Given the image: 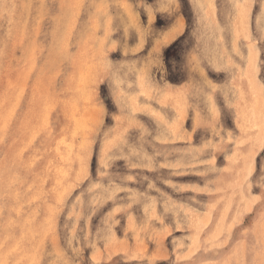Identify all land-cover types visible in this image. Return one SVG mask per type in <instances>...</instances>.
Returning <instances> with one entry per match:
<instances>
[{"label": "rangeland", "instance_id": "rangeland-1", "mask_svg": "<svg viewBox=\"0 0 264 264\" xmlns=\"http://www.w3.org/2000/svg\"><path fill=\"white\" fill-rule=\"evenodd\" d=\"M262 16L264 0H0V169L10 162L15 193L2 198L1 264L221 255L218 237L251 222L250 195L264 204ZM49 163L73 164L64 195L50 193ZM226 250L264 264V247Z\"/></svg>", "mask_w": 264, "mask_h": 264}, {"label": "crops", "instance_id": "crops-1", "mask_svg": "<svg viewBox=\"0 0 264 264\" xmlns=\"http://www.w3.org/2000/svg\"><path fill=\"white\" fill-rule=\"evenodd\" d=\"M171 88H173L171 86ZM172 93H178L174 90H179V88H173L171 89ZM184 127V126H183ZM184 130L187 133H190L191 131ZM188 145V143L186 144ZM253 201V204L251 206V209L243 213L242 220L251 217V222L247 225H244L242 222L235 225L232 232L234 234H230L228 239L226 241H223L224 243L221 244V237L219 236L218 240V247L219 248H225L223 253L221 255H218L217 257H209L204 255H197L191 256L190 259L187 261V264H212V263H220V262H227L228 264H232V261L227 260V250L229 248H254V247H264V240L258 239V224H257V218L261 215H264V204H262L260 201L262 200V195H250ZM224 215V211L216 209V208H210L209 211L204 215V217L208 218L210 217H217L218 215ZM214 222L208 223L206 227L202 230L203 234L200 235L199 243L202 244V246H206L208 244V239L217 231L218 226H220L217 222V218H214ZM262 241V242H261ZM203 257V258H202ZM205 260V261H204ZM239 262V261H234ZM235 263V264H236Z\"/></svg>", "mask_w": 264, "mask_h": 264}, {"label": "bare ground", "instance_id": "bare-ground-1", "mask_svg": "<svg viewBox=\"0 0 264 264\" xmlns=\"http://www.w3.org/2000/svg\"><path fill=\"white\" fill-rule=\"evenodd\" d=\"M230 1V0H229ZM232 1V0H231ZM247 2H249V1H247ZM244 4V3H243ZM231 5V4H230ZM241 5H242V3H241ZM245 6V5H244ZM249 6V5H248ZM243 7V6H242ZM245 8L246 7H243V9L245 10ZM240 12H243V10L241 11V9H240ZM242 14V13H241ZM240 14V15H241ZM246 14V13H245ZM245 14H244V16H245ZM263 14V13H262ZM239 15V16H240ZM247 15V14H246ZM259 16H261L260 14H258ZM248 16H245V21L248 19L247 18ZM263 17V16H262ZM239 18V17H238ZM264 18V17H263ZM263 18H259V20L260 19H262V21H263ZM242 20H244V19H242ZM242 20H241V23H246L245 21H243L242 22ZM234 21V20H233ZM232 22V21H231ZM236 22V21H235ZM233 23V22H232ZM260 23H261V21H260ZM262 23H264V22H262ZM244 28H246V30H247V27H245L244 25H242ZM261 26V31H262V26H263V29H264V25L263 24H261L260 25ZM242 27V29H244ZM232 31V30H231ZM240 32H241V29H240V31H239V34H240ZM244 31L242 30V33H243ZM247 33V32H246ZM220 35V34H219ZM244 35V34H243ZM246 36V35H245ZM253 36V35H252ZM237 37V36H236ZM239 37V36H238ZM242 37V36H241ZM248 37V36H247ZM232 40H234L233 38H232ZM235 41V40H234ZM234 44H232V45H235V42H233ZM246 47H248V46H246ZM245 47V48H246ZM252 47V46H251ZM236 48V50H237V47H235ZM247 49H250L249 47L247 48ZM235 50V51H236ZM253 50V49H252ZM249 51V50H248ZM32 52V51H31ZM237 52V51H236ZM254 52V51H253ZM239 53V52H238ZM254 60H255V58H254ZM254 60H253V62H254ZM251 61V60H250ZM77 63H79V62H77ZM251 64H252V62L249 64V66L250 67H252L251 66ZM254 64H255V62H254ZM254 67V66H253ZM129 68V67H128ZM241 68V67H240ZM243 68V67H242ZM244 69H245V66H244ZM248 69H250L249 67H248ZM258 69V68H257ZM254 70V69H253ZM257 71V70H256ZM252 72H254V71H252ZM143 73V72H142ZM245 74V73H244ZM243 74V75H244ZM80 76V75H79ZM241 76V75H240ZM245 76H246V74H245ZM244 76V77H245ZM82 77H84V74H83V76ZM138 78V77H137ZM239 79H241V77H239ZM244 79V78H243ZM140 80V79H139ZM142 80V79H141ZM141 83V82H140ZM13 85V84H12ZM11 86V85H10ZM240 86V85H239ZM238 85H237V87H239ZM141 87V86H140ZM241 87V86H240ZM248 87V86H247ZM240 91H242V90H239V92ZM142 93V92H141ZM241 93V92H240ZM15 95H16V93H15ZM241 95V94H240ZM173 96V95H172ZM240 97H242V96H240ZM15 98V97H14ZM13 98V99H14ZM238 99V98H237ZM241 99V98H240ZM173 100H175V99H173ZM242 100V99H241ZM87 101V100H86ZM258 101V100H257ZM13 103V102H12ZM135 106V105H134ZM243 106V105H242ZM241 106V107H242ZM257 106V105H256ZM12 108V107H11ZM146 108V107H145ZM243 108V107H242ZM241 108V109H242ZM255 108V107H254ZM239 109V108H238ZM9 110V109H8ZM11 110V109H10ZM148 110V109H147ZM247 110V109H246ZM238 111V110H237ZM242 111H244L243 109H242ZM241 111V112H242ZM248 111V110H247ZM245 113H246V111H244ZM243 113V112H242ZM244 113V114H245ZM8 114V113H7ZM10 114V113H9ZM247 115V114H246ZM252 115V114H251ZM242 116H244V115H242ZM8 117V116H7ZM9 118V117H8ZM8 118H4L5 119V121H7V119ZM11 118V117H10ZM9 118V119H10ZM248 118V117H247ZM240 119H241V116H240ZM243 119V118H242ZM79 120V119H78ZM84 122V121H83ZM247 122H248V120H247ZM4 124H6V123H4ZM252 124V123H251ZM7 125V124H6ZM258 125V124H257ZM36 127H38V125L36 126ZM4 128H5V125H1V127H0V135L3 133V130H4ZM37 129V128H36ZM35 129V130H36ZM33 131V130H32ZM72 132V131H71ZM31 133V132H30ZM30 133H28V134H30ZM2 136V135H1ZM46 136V135H45ZM60 136V135H59ZM71 136H72V133H71ZM35 138V137H34ZM2 139V138H1ZM0 139V140H1ZM60 139V141H58V142H60V144H59V146H57V147H55V148H52V149H50L52 152H55V153H58V151L60 152V150L62 149V148H64L65 149V145L66 144H64V141L62 140L63 138L62 137H60L59 138ZM27 140V139H26ZM26 140H24V141H26ZM240 140V139H239ZM21 141V140H20ZM23 141V142H24ZM109 141V140H108ZM110 142V141H109ZM108 143V142H107ZM70 144V143H69ZM69 144H68V146H69ZM71 145V144H70ZM22 146V145H21ZM20 146V147H21ZM68 146L66 147V148H68ZM72 146V145H71ZM71 146L69 147L70 148V150H71ZM26 147V146H25ZM28 147V146H27ZM26 147V148H27ZM78 148V147H77ZM105 149H106V147H105ZM44 150V149H43ZM42 150V151H43ZM108 150V149H107ZM18 151V150H17ZM49 152V151H48ZM35 153H36V151H35ZM43 153H44V151H43ZM69 155V154H68ZM76 155V154H75ZM17 156H18V154H17ZM16 156V158H18ZM34 156V155H33ZM20 157H21V155H20ZM37 157V156H36ZM40 157V156H39ZM68 156H66V158H67ZM79 156L77 155V158H78ZM33 158V157H32ZM20 159V158H19ZM47 159H49V158H47ZM34 160V159H33ZM65 160V159H64ZM20 161V160H19ZM31 161V160H30ZM26 162V161H25ZM27 163L28 162H26V165H27ZM47 163V162H46ZM55 164V163H54ZM46 166V165H45ZM27 167V166H26ZM29 167V166H28ZM31 167V166H30ZM46 169V168H45ZM9 170H10V162H8L6 165H4V166H2L1 167V169H0V209L2 208V205L3 204H5V203H3L4 202V200H2V198H7V197H13V196H15V193H14V191H12L13 189H11V187H12V185H13V183H14V181H13V179H11L10 177H7L8 176V174H10V173H8L9 172ZM42 170H44V169H42ZM46 176H47V178L48 177H55L56 178V182L57 183H52L53 185H51V188H50V193L52 194V195H58V196H60V195H64L66 192H67V190L70 188L69 186H67V181H66V177H68V176H72L73 175V164L71 165V164H69V163H66V164H63V165H53L52 163H49V165H48V169L46 170ZM44 174V175H45ZM10 176V175H9ZM45 177V176H44ZM14 178H16L15 176H14ZM36 178V177H35ZM38 178V177H37ZM46 178V179H47ZM33 180L34 179H32V181L31 182H33ZM53 181V180H52ZM74 182H77V181H74ZM39 183V182H38ZM234 183V182H233ZM45 184V183H44ZM235 184V183H234ZM18 185H20V184H18ZM70 185H72L71 183H70ZM108 185V184H107ZM21 186V185H20ZM103 186V185H102ZM19 187V186H18ZM40 187V188H39ZM39 189L37 190L39 193H42V190H43V188H41V186L39 185ZM43 187V186H42ZM101 187V186H100ZM21 188V187H20ZM25 188V187H24ZM35 188H36V186H35ZM27 189H29V188H27ZM30 190V189H29ZM19 191V190H18ZM28 191V190H27ZM108 191V190H107ZM111 191H112V189H111ZM21 192V191H20ZM23 192H25V189L23 190ZM43 192H44V190H43ZM88 192V191H87ZM106 192V191H105ZM45 193H46V191H45ZM17 194V193H16ZM22 195L24 194V193H21ZM35 194H36V192H35ZM19 195V194H18ZM25 195V194H24ZM44 195V194H43ZM47 195V194H46ZM126 195H127V192H126ZM135 195H136V193H135ZM6 202V201H5ZM12 203V202H11ZM3 209V208H2ZM181 209V208H180ZM191 213H194V212H191ZM187 215H188V213H187ZM189 215L190 216H192L190 213H189ZM174 216H176V215H174ZM194 217V216H193ZM191 218V217H190ZM188 220V219H187ZM191 220V219H190ZM206 220V219H205ZM194 221H195V219H194ZM169 227V226H168ZM194 227H195V225H194ZM176 228V227H175ZM139 229V228H138ZM179 229V228H178ZM181 229V228H180ZM195 230H196V227L194 228ZM171 230V229H170ZM170 230L168 231V232H170ZM182 231V230H181ZM167 232V233H168ZM1 233V232H0ZM182 233V232H181ZM182 234H185V233H182ZM198 239V238H197ZM4 240V239H3ZM193 242V241H192ZM191 242V243H192ZM198 242V241H197ZM190 243V242H189ZM190 243V244H191ZM191 247H192V245H190ZM195 247V246H194ZM193 248V247H192ZM192 248H190L191 250H192ZM187 249H188V246H187ZM199 249V248H198ZM236 249V248H235ZM175 250V249H174ZM186 250V249H185ZM193 251V250H192ZM9 252V251H8ZM186 252H188V250H186ZM24 253H26V252H24ZM185 253V252H184ZM259 253V252H258ZM5 254V253H4ZM6 254H7V252H6ZM186 254V253H185ZM175 255H176V253H175ZM181 255H182V253H181ZM247 255V254H246ZM191 256V255H190ZM259 256V255H258ZM175 257H177V256H175ZM197 257V256H196ZM6 258V257H5ZM203 258V257H202ZM256 258V257H255ZM247 260H248V258H247ZM3 261V258H1L0 259V264H1V262ZM205 261V260H204ZM254 261H255V259H254ZM260 263V262H259ZM258 264V263H257ZM261 264H262V262H261Z\"/></svg>", "mask_w": 264, "mask_h": 264}]
</instances>
